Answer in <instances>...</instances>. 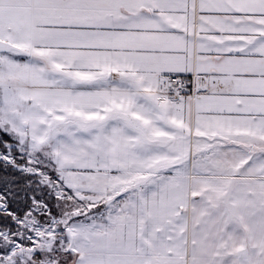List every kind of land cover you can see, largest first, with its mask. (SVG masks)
Returning a JSON list of instances; mask_svg holds the SVG:
<instances>
[{
  "label": "snow or ice",
  "instance_id": "1",
  "mask_svg": "<svg viewBox=\"0 0 264 264\" xmlns=\"http://www.w3.org/2000/svg\"><path fill=\"white\" fill-rule=\"evenodd\" d=\"M0 264H264V0H0Z\"/></svg>",
  "mask_w": 264,
  "mask_h": 264
}]
</instances>
